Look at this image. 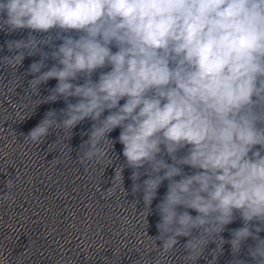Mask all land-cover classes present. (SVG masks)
I'll use <instances>...</instances> for the list:
<instances>
[{
    "label": "clouds",
    "instance_id": "obj_1",
    "mask_svg": "<svg viewBox=\"0 0 264 264\" xmlns=\"http://www.w3.org/2000/svg\"><path fill=\"white\" fill-rule=\"evenodd\" d=\"M23 30L26 38L5 41L11 55L0 64L17 73L39 55L24 74L33 77L27 89L40 101L35 108L65 102L25 142L42 144L53 132L70 141L77 125L91 121L81 133L88 137L79 146L82 164L112 166L114 146L122 145L125 164L115 166L106 196L125 191L126 166L146 219L167 182L153 237L161 255L185 237L186 264L210 243L208 264L225 243L231 264H247L238 257L251 240L247 256L264 264V0H0V32ZM237 219L242 226L225 240Z\"/></svg>",
    "mask_w": 264,
    "mask_h": 264
}]
</instances>
